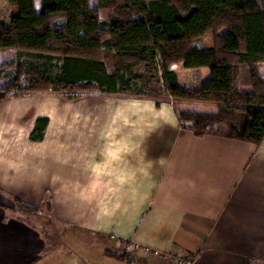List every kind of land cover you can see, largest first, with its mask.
<instances>
[{
    "label": "crops",
    "instance_id": "1",
    "mask_svg": "<svg viewBox=\"0 0 264 264\" xmlns=\"http://www.w3.org/2000/svg\"><path fill=\"white\" fill-rule=\"evenodd\" d=\"M171 70L186 87L210 77L206 67ZM163 93H34L0 102V264H44L47 242L33 216L69 249L88 246L93 264H176L155 252L191 264H264V137L228 138L222 126L196 136L175 113L187 101ZM41 117L43 138L31 140Z\"/></svg>",
    "mask_w": 264,
    "mask_h": 264
},
{
    "label": "trees",
    "instance_id": "2",
    "mask_svg": "<svg viewBox=\"0 0 264 264\" xmlns=\"http://www.w3.org/2000/svg\"><path fill=\"white\" fill-rule=\"evenodd\" d=\"M17 14L1 26L0 48L16 57L0 102L34 93L68 99L100 92L148 95L157 85L172 100L210 102L212 112L175 109L196 136L219 134L254 144L264 137V0H7ZM100 8L110 13L100 18ZM209 48L194 40L215 33ZM208 68L200 87L178 83L171 66ZM143 66L139 75L134 68ZM247 119L241 129V116ZM47 118L36 119L31 140L43 138ZM20 211H36L17 202ZM113 255V254H112ZM126 260V254H114Z\"/></svg>",
    "mask_w": 264,
    "mask_h": 264
},
{
    "label": "rangeland",
    "instance_id": "3",
    "mask_svg": "<svg viewBox=\"0 0 264 264\" xmlns=\"http://www.w3.org/2000/svg\"><path fill=\"white\" fill-rule=\"evenodd\" d=\"M99 0H90V5L97 4ZM14 6L9 5L7 0H0V31L2 25H7L11 15L15 12ZM100 18L105 19L112 11L107 8H100ZM224 30L215 33L214 31H209L204 36L199 37L196 42L199 45H212L214 43L215 37L219 34L223 33ZM16 50L13 48H0V63L2 61L10 60L16 57ZM13 67H8L4 73L0 75V86L7 84L11 80V72ZM150 95L157 96L159 98L164 97V93L162 89H160L157 85H150L147 87ZM182 107L180 106V109ZM184 109L192 110V111H212L214 108L213 103L206 102H194L187 101L183 106ZM182 109V110H184ZM246 115L243 114L239 120V127L242 129L246 122ZM30 221L39 229L47 242V254L44 255V264H93L91 262L92 256L86 254L85 244L81 243V246H74L73 249H69L67 245L62 243V239L59 235V231L56 229H52L51 226H48V221H43L42 218L38 216H33L29 218ZM89 248V247H88ZM99 257V253H98ZM99 264H128L126 262H116L110 257H104Z\"/></svg>",
    "mask_w": 264,
    "mask_h": 264
},
{
    "label": "built area",
    "instance_id": "4",
    "mask_svg": "<svg viewBox=\"0 0 264 264\" xmlns=\"http://www.w3.org/2000/svg\"><path fill=\"white\" fill-rule=\"evenodd\" d=\"M144 252L148 253L149 249L145 248ZM155 253H156V256H158V258H160L162 260H170L176 264H191V261L188 258H180L177 256H172V254H167V253H163V254L158 253V252H155Z\"/></svg>",
    "mask_w": 264,
    "mask_h": 264
}]
</instances>
